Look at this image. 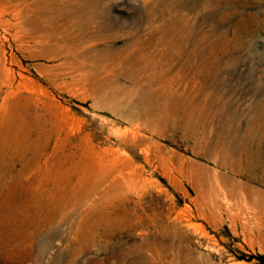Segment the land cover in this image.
Here are the masks:
<instances>
[{
    "label": "rangeland",
    "instance_id": "rangeland-1",
    "mask_svg": "<svg viewBox=\"0 0 264 264\" xmlns=\"http://www.w3.org/2000/svg\"><path fill=\"white\" fill-rule=\"evenodd\" d=\"M0 107V264H261L264 0H0Z\"/></svg>",
    "mask_w": 264,
    "mask_h": 264
},
{
    "label": "bare ground",
    "instance_id": "bare-ground-1",
    "mask_svg": "<svg viewBox=\"0 0 264 264\" xmlns=\"http://www.w3.org/2000/svg\"><path fill=\"white\" fill-rule=\"evenodd\" d=\"M1 108V107H0ZM0 113H1V111H0ZM0 119H1V116H0ZM137 126H139V125H137ZM137 128V127H136ZM245 150V149H244ZM24 169H22V171H23ZM263 170V169H262ZM102 171L103 170H99L96 174V177H99V172L100 173H102ZM123 171H124V169L122 170H119L118 172H117V175L119 176V178L116 180V181H113L111 184H109L108 185V187H107V189L105 188V190L103 191L104 192V194L105 195H107V196H115V194L118 192V191H120L121 189H124L125 188V186H126V184H123L122 182H123V180H127V177L129 176V174H128V176H124L123 178H121V175L123 174ZM24 172V171H23ZM22 172V175L24 174ZM18 173V172H17ZM21 173V172H20ZM12 174V173H11ZM14 175V174H13ZM14 176H16V175H14ZM18 176V175H17ZM19 176H21V175H19ZM18 176V177H19ZM8 177V176H7ZM7 177H5V178H7ZM132 178V177H131ZM130 178V179H131ZM82 179V178H81ZM80 179V180H81ZM96 179H99V178H96ZM101 179V178H100ZM8 181V180H7ZM81 181H83V180H81ZM100 180H98L97 181V183H96V181L94 182V184L93 183H91V185L89 186V187H87V188H85V190L83 189L82 191H84L83 193H80L79 195L78 194H74V196H72L71 195V193L67 190V189H65V191H63V196H65V197H68V198H71V197H88V196H91L93 193H95V190H97V187H98V185L100 184ZM130 182H132V183H134L135 182V180H130ZM78 183V182H77ZM80 183V182H79ZM103 183H105V182H103ZM76 184V183H75ZM81 184V183H80ZM84 184V183H83ZM79 185V184H78ZM82 185V184H81ZM80 185V186H81ZM103 185V184H102ZM132 185V184H131ZM80 186H79V188H80ZM73 187H75V186H73ZM101 187V186H100ZM130 187H132V186H130ZM2 188V187H1ZM78 188V187H77ZM252 188V187H251ZM255 188V187H254ZM253 188V189H254ZM70 189V188H69ZM72 189V188H71ZM75 189H76V187H75ZM74 189V190H75ZM64 190V189H63ZM258 190V189H257ZM76 192V191H75ZM18 202V201H17ZM25 204V203H24ZM27 204V203H26ZM35 204V203H34ZM33 204V205H34ZM39 204V203H38ZM37 204V205H38ZM16 204H14V203H12V204H8V206L6 207V208H10L11 210H12V212L14 213V206H15ZM36 205V208H37V210H40V209H44L45 208V206H46V202L43 204H40V205H38L37 206ZM3 206L5 207V205L3 204ZM16 207V206H15ZM5 208V209H6ZM18 208V207H17ZM20 208V207H19ZM18 208V209H19ZM21 210H22V208H20ZM33 209H35V208H32V210ZM31 210V209H30ZM32 210L31 211H28L27 209L26 210H23V214H27V217L28 218H30V217H36V214L35 213H32ZM19 211V210H18ZM18 211H17V213H18ZM11 212V213H12ZM46 214V213H45ZM17 214L15 213V216H16ZM97 215V214H96ZM14 216V217H15ZM26 218V217H25ZM124 218H128V215L127 214H125L124 215ZM133 218V217H132ZM79 231V230H78ZM80 232V231H79Z\"/></svg>",
    "mask_w": 264,
    "mask_h": 264
},
{
    "label": "trees",
    "instance_id": "trees-1",
    "mask_svg": "<svg viewBox=\"0 0 264 264\" xmlns=\"http://www.w3.org/2000/svg\"><path fill=\"white\" fill-rule=\"evenodd\" d=\"M257 259H258L259 263L264 264V256L258 255Z\"/></svg>",
    "mask_w": 264,
    "mask_h": 264
}]
</instances>
